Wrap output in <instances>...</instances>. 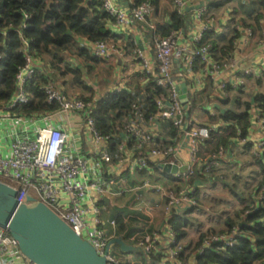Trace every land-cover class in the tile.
<instances>
[{"label":"built area","instance_id":"1","mask_svg":"<svg viewBox=\"0 0 264 264\" xmlns=\"http://www.w3.org/2000/svg\"><path fill=\"white\" fill-rule=\"evenodd\" d=\"M195 1L172 0L176 16H184L185 9ZM240 1L249 3L250 0ZM101 3V9L116 27L140 26L141 32L151 35V47L137 49L135 58L149 88L161 91L158 97H154V113L145 118L141 107L146 99H135L130 115L124 116L117 127V134L102 135L96 129L92 116L97 99L67 98L61 84L47 77L48 82L40 90L46 106L51 109L33 117L13 114V110L33 100L27 85L36 80V73H44V68L38 67L37 57L29 49L30 42L22 35L29 18L23 13L20 26H7L19 35L24 62L17 68L13 94L0 108V122L11 123L9 132L4 137L0 136V182L15 190L18 204L30 196L48 207L75 234L88 242L97 255L105 259V264H131L113 249V245L109 246L115 236L109 235L105 228L100 205V197L111 192L107 176L120 171L131 174L145 172L151 166L176 168L175 173H167L174 181L172 187L152 184L147 179L142 182V189L163 200L165 220L149 237L137 239L136 247L146 259L157 257L155 264H214L202 260L201 256L206 253L223 256L227 248L234 247L237 239L244 236L240 225L242 217L250 211L242 213L241 221L231 228L208 233L192 244L177 240L169 220L174 213L196 209L192 186L196 172L208 175L230 157L224 147L206 155L200 152L215 127L201 125L189 115L190 106L188 103L183 105L179 99V86L184 82L183 72H191L197 65L203 66L201 71L211 80H216L233 68L232 58L218 62L211 58L209 45L203 43L204 35L210 29L209 20H204L202 28L190 40H185L180 30L158 37L155 34L157 27L152 22L155 7L150 0L137 5L130 0V8L126 9L118 7L114 0H101ZM203 16V10L197 13L199 20H203ZM246 34L252 36L253 32L248 29ZM259 45L264 47V31ZM91 54L93 58L107 62L124 56V49L117 41H97L93 43ZM176 62L182 67L178 75L173 72ZM245 74L249 75V72ZM242 84L243 80L236 78L230 86L236 90ZM227 91L228 85L221 83L218 86L219 98L226 97ZM258 119L262 136L254 140H239L241 144L251 146V154L255 157L264 150V121ZM156 122L169 123L174 135L168 137V142L155 134L152 127ZM115 137L119 138V143L112 148L111 141ZM181 168H185L184 171H180ZM262 198L260 195L257 201ZM110 225L115 229V220ZM26 262L16 240L6 229L0 228V264ZM253 264H264V257Z\"/></svg>","mask_w":264,"mask_h":264},{"label":"crops","instance_id":"2","mask_svg":"<svg viewBox=\"0 0 264 264\" xmlns=\"http://www.w3.org/2000/svg\"><path fill=\"white\" fill-rule=\"evenodd\" d=\"M115 4L122 8H130V0H114ZM143 1V0H142ZM155 7V15L152 22L156 25V36L161 37L160 28H170L171 30H180L184 33L185 40H190L203 26L206 21H210V29L206 41L210 47L211 58L226 60L232 58L233 68L225 71L216 80H211L206 76L199 67H194L191 72H183L184 82L187 87V99L190 106V116L195 117L199 124L206 127H215L211 132L219 129L222 121L220 116L223 112L231 111L234 113H243L245 105L249 104L252 109L250 114L249 138L252 140L262 136L263 130L259 123L258 113L253 109V99L256 95H264V47L260 46L261 33L264 31V17L261 20V29L256 28L252 20L246 15V11L250 7L249 3H243L240 0H196L190 4L184 11V16L176 17L172 0H153ZM204 11L203 20L197 18V13ZM206 20V21H204ZM106 29L112 35L118 37L117 43L124 49V56L114 57L110 61H99L93 59L91 49L94 42H89L86 37L75 36L74 42L77 49L88 52V57L64 54V61L58 66L64 74L56 75L49 74V69H55L52 64L53 58L49 55L37 56L38 67L44 68V77H50V81L60 83L65 97H80L87 99H100L108 94L114 93L115 90L127 92L134 95L135 99H147L148 94L152 93L149 88L146 76L143 74L139 62L135 58L137 49L151 47V35L148 32H141L140 26L134 28H119L112 21L106 22ZM252 30L253 35L248 36L246 30ZM233 40L232 50L226 55L219 48L227 46ZM228 53V54H227ZM220 54V55H219ZM227 58V59H228ZM61 66H64L62 69ZM181 64L175 63L174 74H180ZM74 70H79L78 79L73 74ZM245 72H249L246 75ZM241 78L243 84L240 88L234 90L230 85ZM221 83L228 85L227 95L224 98H219L218 86ZM134 99V100H135ZM157 137L162 141H169L168 137L174 135L170 129L169 123H158L153 125ZM230 157L212 175L218 180H225L226 175L235 177L238 173H243L252 167L248 164L251 161V150L245 149L244 145L233 139L230 143ZM208 151H212L210 148ZM208 151L206 153H208ZM206 153H202L206 155ZM231 158V159H230ZM232 162V164L229 163ZM158 169V170H157ZM138 176V177H137ZM133 177H137L140 181V187H136L133 183ZM108 187L111 192L100 197V205L103 209V220L105 228L109 235L115 238H122L128 245L136 247V241L139 238L149 237L156 229H159L165 218L162 211L163 200L151 197L149 200V208L147 214L149 219H156L154 224L147 225L141 219L127 227L126 219L122 217L125 223V230L119 232L117 225L112 229L110 222L114 221L116 216L111 214L114 208L112 196H124L126 190L134 193L136 201H142L145 192L152 193L142 189V182L149 180L152 183L158 184L160 181L166 187H172L174 181L167 173L160 170L158 167L138 173H127L120 171L114 176H107ZM112 182V184H110ZM159 182V183H160ZM193 182V181H192ZM166 183V184H165ZM211 182L201 183L194 182L192 186L204 188ZM195 189V188H194ZM199 191V190H198ZM154 194V193H152ZM156 195V194H154ZM158 197V195H157ZM134 198V197H133ZM144 210V209H143ZM141 211V209H139ZM146 212V210H144ZM189 211L181 212L186 219ZM105 213L106 214L105 217ZM119 216H121L119 214ZM147 218V219H148ZM141 221V222H140ZM207 226V225H206ZM204 226L206 231L209 226ZM139 230L138 234H134L135 229ZM188 228V227H187ZM187 234L188 230L186 229ZM189 237H186L187 239ZM199 238V236H198ZM184 242L188 243V241ZM137 248V247H136ZM113 249L121 254L119 246L113 245ZM130 255V256H129ZM122 258L128 260L131 264H154L153 261L146 259L141 250L131 253L121 254ZM22 264V263H21ZM26 264H30L29 262Z\"/></svg>","mask_w":264,"mask_h":264},{"label":"trees","instance_id":"3","mask_svg":"<svg viewBox=\"0 0 264 264\" xmlns=\"http://www.w3.org/2000/svg\"><path fill=\"white\" fill-rule=\"evenodd\" d=\"M143 1L134 0V4L137 5ZM150 1L155 6L154 1ZM249 2L250 7L246 11V15L252 20L256 28L261 29V20L264 17V0H250ZM101 6V0H0V108L13 94L17 68L24 62L19 35L14 29H7V26L9 24L14 27L20 26L23 23V13L28 14L29 18L25 22L26 28L22 30V35L30 42L31 53L35 57L45 54L51 56L52 61H55L52 63L54 68L61 71L58 64L64 61L65 53L88 57L87 51L76 48L75 36L86 37L89 42L94 43L97 41H117L118 37L106 29L107 20L112 22L113 20L101 9ZM160 30L161 37L174 31H170V28H160ZM208 32L205 33L203 41L207 45H209L206 41ZM233 40L234 38L227 46L219 48L223 54L232 50ZM228 57L231 56L224 58L227 59ZM214 61L218 62L219 60L214 59ZM197 67L203 68V66L198 65ZM64 73L61 71V74ZM79 73V70L73 71L76 79H78ZM35 77L36 80L27 85V90L32 94L33 100L28 105L13 110V114L33 117L51 109V107L46 106L45 97L40 90V87L46 84L48 80L41 73H36ZM150 89L152 93L148 94L145 104L141 107L145 118L154 113V97H158L161 93L159 89ZM134 99V95L124 91L114 92L98 99L92 113L98 132L102 135L117 134V127L120 126L122 118L130 115ZM253 104V109L258 113V117L264 121V95H256ZM147 107V110H143ZM250 109L252 106L247 104L243 113L223 112L219 117L223 125L217 131L211 132L210 138L203 143L200 152L206 153L210 148L212 151L206 153L209 154L217 151L219 147H224L230 154L229 147L233 139H237L239 142V140L249 138ZM111 142V147L114 148L119 143V138L115 137ZM244 148L251 150L249 144H244ZM248 164L250 166L255 164L258 169L256 183L249 192L251 193V203L241 209L238 217L236 215V221L227 219L225 222V228L229 229L241 221L242 213L246 210L250 211L248 215L242 217L243 223H241L244 225L241 228L244 236L237 239L234 247L227 248L223 252V256L206 253L201 256L202 260L214 264H253L264 257V150L259 157L252 155ZM218 169H214L208 175H204L201 171L196 172L192 183L194 184L196 181L212 183L215 180L212 174ZM194 188L193 197L196 199L199 188L196 186ZM260 195L263 198L257 201ZM188 222V219L180 213H174L171 216L169 223L173 227L177 240L183 241L187 237ZM115 223L119 232L125 230L126 226L122 216H116ZM241 223L240 225H242ZM219 231L222 232L223 230L220 229ZM203 232L200 234L199 240L204 238L206 234L215 231L207 229ZM156 260L158 258L153 256L150 261L155 264Z\"/></svg>","mask_w":264,"mask_h":264},{"label":"water","instance_id":"4","mask_svg":"<svg viewBox=\"0 0 264 264\" xmlns=\"http://www.w3.org/2000/svg\"><path fill=\"white\" fill-rule=\"evenodd\" d=\"M179 99L183 105L188 103L185 84L179 86ZM160 169L165 173L177 171L169 166ZM0 228L16 240L22 256L30 264H105V259L48 207L30 196L18 204L15 190L1 182ZM110 245L119 246L122 253L139 251L122 238L112 239Z\"/></svg>","mask_w":264,"mask_h":264},{"label":"rangeland","instance_id":"5","mask_svg":"<svg viewBox=\"0 0 264 264\" xmlns=\"http://www.w3.org/2000/svg\"><path fill=\"white\" fill-rule=\"evenodd\" d=\"M61 67L64 69V66ZM59 73L60 71L57 69H49V74H52L53 76L56 74L58 76ZM10 128V121L7 123L0 122V136L4 137L5 134L9 132ZM251 167V169L243 171V173H238L235 177L226 175L225 180H218V178H215V180L209 185L204 186V188H199L198 198L195 199L196 209L189 211L188 215L185 214L189 221L187 228V237L189 238L185 239V241H188L190 244L197 241L198 236L204 233L203 230L206 225V227H210L208 229H212L216 232L220 229L224 230L227 219L236 221L241 209L251 203V193L249 192L253 185H255L256 175L258 174V169L255 164ZM137 177H133V183L136 187H140L141 183ZM159 182L160 181L157 182V185L166 187L164 183ZM151 197L157 199V203H159L160 197H157V195L152 193L145 192L143 200L136 201L134 193H130L129 191L126 192L125 190L124 196L111 197L114 204L111 214L113 216L120 214L125 218L127 227H130L131 224H134L141 218L147 225L149 224L148 222L154 224L156 219H149L147 214V208H149V200ZM139 209H141V211H139ZM143 209L146 210V212H144ZM106 214L109 213H105V217ZM138 223L139 222H137V224ZM138 233L139 230L136 228L134 234ZM121 254L125 253L121 252Z\"/></svg>","mask_w":264,"mask_h":264}]
</instances>
